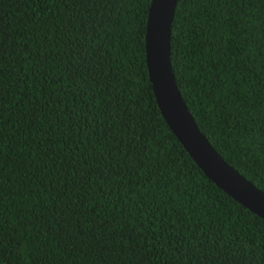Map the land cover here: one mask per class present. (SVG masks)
<instances>
[{
    "label": "trees",
    "instance_id": "1",
    "mask_svg": "<svg viewBox=\"0 0 264 264\" xmlns=\"http://www.w3.org/2000/svg\"><path fill=\"white\" fill-rule=\"evenodd\" d=\"M152 0H0V264H264V219L167 124ZM171 63L200 131L264 192V0H178Z\"/></svg>",
    "mask_w": 264,
    "mask_h": 264
},
{
    "label": "water",
    "instance_id": "2",
    "mask_svg": "<svg viewBox=\"0 0 264 264\" xmlns=\"http://www.w3.org/2000/svg\"><path fill=\"white\" fill-rule=\"evenodd\" d=\"M178 0H152L146 59L158 106L172 132L205 173L228 196L264 219V192L229 165L200 131L177 85L171 33Z\"/></svg>",
    "mask_w": 264,
    "mask_h": 264
}]
</instances>
